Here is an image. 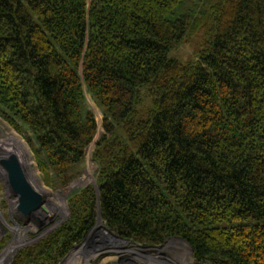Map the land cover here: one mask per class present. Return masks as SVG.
<instances>
[{
  "label": "trees",
  "instance_id": "16d2710c",
  "mask_svg": "<svg viewBox=\"0 0 264 264\" xmlns=\"http://www.w3.org/2000/svg\"><path fill=\"white\" fill-rule=\"evenodd\" d=\"M86 93L97 189L8 264H58L97 211L122 237L184 239L186 259L264 264V0H0V117L46 185L82 173Z\"/></svg>",
  "mask_w": 264,
  "mask_h": 264
},
{
  "label": "rangeland",
  "instance_id": "374dc122",
  "mask_svg": "<svg viewBox=\"0 0 264 264\" xmlns=\"http://www.w3.org/2000/svg\"><path fill=\"white\" fill-rule=\"evenodd\" d=\"M197 46L198 38L192 37L170 55L184 62L192 58ZM85 106L95 116L97 133L85 150L81 175L62 187L46 185L43 182L27 141L0 117V141L5 140L10 133H15L14 135L24 144L28 152L23 163L26 175L34 189L43 197V201L33 214L26 215L18 211V197L10 187L6 169L0 164V241L7 237L6 243L0 249V264H8L17 250L34 243L60 225L68 216L67 198L72 192L88 185L97 189L95 179L97 162L93 160L92 153L95 142L103 132V113L87 93ZM0 146L2 147L0 157L4 159L12 157L11 152L5 151L10 149L11 143ZM45 191L47 193L44 196ZM94 225L92 231L90 230L91 232L89 231L81 242L75 244L58 264H208L197 261L194 257L186 259L178 254L179 246H186L190 248V254L193 256L192 248L180 237H168L157 244L122 237L105 223L98 211ZM180 240L184 244H180L182 243Z\"/></svg>",
  "mask_w": 264,
  "mask_h": 264
},
{
  "label": "water",
  "instance_id": "95a60500",
  "mask_svg": "<svg viewBox=\"0 0 264 264\" xmlns=\"http://www.w3.org/2000/svg\"><path fill=\"white\" fill-rule=\"evenodd\" d=\"M1 164L7 171L11 189L18 197L17 210L26 215L33 214L43 197L29 182L24 166L17 156L2 159Z\"/></svg>",
  "mask_w": 264,
  "mask_h": 264
},
{
  "label": "bare ground",
  "instance_id": "6f19581e",
  "mask_svg": "<svg viewBox=\"0 0 264 264\" xmlns=\"http://www.w3.org/2000/svg\"><path fill=\"white\" fill-rule=\"evenodd\" d=\"M11 135L6 137L5 140L2 139V141H0V145L4 144V145H8V143H11L10 149H6V152H11V155L13 156H17V158L19 159V161L21 162L22 165H24L23 163L25 162L24 159H26L27 157V150L25 149L24 144L13 134L10 133ZM1 147V146H0ZM5 147V146H4ZM2 148V147H1ZM9 148V147H8ZM11 157V156H10ZM29 161V160H28ZM29 164V163H28ZM31 168V167H30ZM32 169V168H31ZM31 171V170H30ZM33 173V171H32ZM37 183V182H36ZM41 188V187H40ZM47 192L45 191L44 196ZM49 193V192H48ZM57 196V195H56ZM53 197V196H52Z\"/></svg>",
  "mask_w": 264,
  "mask_h": 264
},
{
  "label": "flooded vegetation",
  "instance_id": "af4514ba",
  "mask_svg": "<svg viewBox=\"0 0 264 264\" xmlns=\"http://www.w3.org/2000/svg\"><path fill=\"white\" fill-rule=\"evenodd\" d=\"M10 158V157H9ZM4 159L3 157H0V164H1V160Z\"/></svg>",
  "mask_w": 264,
  "mask_h": 264
}]
</instances>
